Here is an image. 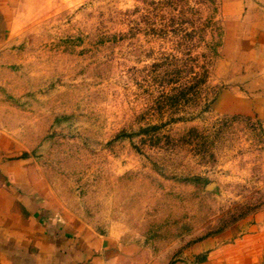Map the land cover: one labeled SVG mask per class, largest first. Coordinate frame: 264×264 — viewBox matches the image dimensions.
<instances>
[{
  "label": "rangeland",
  "instance_id": "374dc122",
  "mask_svg": "<svg viewBox=\"0 0 264 264\" xmlns=\"http://www.w3.org/2000/svg\"><path fill=\"white\" fill-rule=\"evenodd\" d=\"M28 2L0 128L67 212L172 262L264 207V83L236 79L233 18L264 0Z\"/></svg>",
  "mask_w": 264,
  "mask_h": 264
},
{
  "label": "crops",
  "instance_id": "0c3cea01",
  "mask_svg": "<svg viewBox=\"0 0 264 264\" xmlns=\"http://www.w3.org/2000/svg\"><path fill=\"white\" fill-rule=\"evenodd\" d=\"M29 0H0V47L14 36ZM236 60L264 83V6L251 27L247 5L237 6ZM237 76V75H236ZM67 212L32 174V160L0 128V264H264V207L234 228L210 236L172 262L130 247Z\"/></svg>",
  "mask_w": 264,
  "mask_h": 264
}]
</instances>
